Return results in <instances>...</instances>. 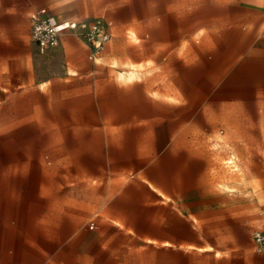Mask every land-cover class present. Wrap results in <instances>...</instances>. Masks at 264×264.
I'll list each match as a JSON object with an SVG mask.
<instances>
[{"label":"rangeland","instance_id":"1","mask_svg":"<svg viewBox=\"0 0 264 264\" xmlns=\"http://www.w3.org/2000/svg\"><path fill=\"white\" fill-rule=\"evenodd\" d=\"M261 2L0 0V264H72L86 252L100 264H182L189 258L173 250L125 249L114 257L100 250L96 229L113 191V172L89 132L92 118L105 114L96 101L118 96L109 81L144 78L161 62L160 55L153 56L161 48L151 31L161 35L163 27L176 26L173 20L183 13L177 4L197 6L207 32L211 19L240 16L246 3ZM41 7L80 24L104 18L112 38L96 60L88 57L82 28L65 32L56 47L40 48L25 23ZM225 25L213 27L224 38L230 32ZM204 42L215 57L213 45ZM249 111V122L240 126L244 131L219 124L217 167L203 177V202L173 203L179 210H217V218L202 221L216 222L218 233L212 236L219 246L234 245L238 252H250L251 230L264 218V99L251 100ZM215 191L216 203L215 195L209 199Z\"/></svg>","mask_w":264,"mask_h":264},{"label":"crops","instance_id":"2","mask_svg":"<svg viewBox=\"0 0 264 264\" xmlns=\"http://www.w3.org/2000/svg\"><path fill=\"white\" fill-rule=\"evenodd\" d=\"M261 1L246 3L247 11L240 16L211 19L207 32L197 6L177 4L183 13L173 20L176 26L163 27L161 35L151 31L161 48L153 56L160 55L161 62L144 78L109 81L118 96L96 101L98 107H105V114L92 118L89 132L99 140L98 153L106 156L107 169L113 172L109 177L113 191L100 210L103 222L96 229V243L103 253L114 257L125 249L147 248L181 252L189 257L182 264H264V253L257 251L253 239L262 221L251 230L250 252H238L234 245L219 246L212 236L218 233L216 222L202 221L217 218V210H179L173 204L203 202V177L217 167L219 124L244 131L240 126L249 122L251 100L264 99ZM222 24L230 29L225 38L213 28ZM203 38L215 48V57L208 55ZM213 195L216 203V191L209 199ZM155 207L166 210L154 211ZM121 236L127 239L122 241ZM131 243L136 246H122ZM203 254L211 257L203 260ZM72 264L100 263L86 252Z\"/></svg>","mask_w":264,"mask_h":264},{"label":"built area","instance_id":"3","mask_svg":"<svg viewBox=\"0 0 264 264\" xmlns=\"http://www.w3.org/2000/svg\"><path fill=\"white\" fill-rule=\"evenodd\" d=\"M31 41L40 48L56 47L61 36L71 30L82 28L88 46V57L96 60L112 38V29L107 20L98 18L86 24L71 19H59L46 7L39 8L31 14L26 22ZM94 224L91 223V226ZM253 239L258 252L264 253V218L253 231Z\"/></svg>","mask_w":264,"mask_h":264}]
</instances>
